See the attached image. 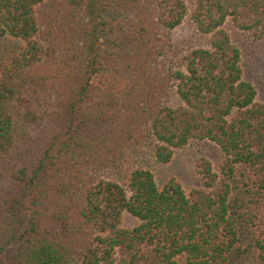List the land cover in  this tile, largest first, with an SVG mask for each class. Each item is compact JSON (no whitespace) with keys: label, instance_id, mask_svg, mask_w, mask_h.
Segmentation results:
<instances>
[{"label":"trees","instance_id":"trees-1","mask_svg":"<svg viewBox=\"0 0 264 264\" xmlns=\"http://www.w3.org/2000/svg\"><path fill=\"white\" fill-rule=\"evenodd\" d=\"M230 30L264 40V0H0V264H264V103ZM192 140L217 169L159 184Z\"/></svg>","mask_w":264,"mask_h":264},{"label":"rangeland","instance_id":"rangeland-1","mask_svg":"<svg viewBox=\"0 0 264 264\" xmlns=\"http://www.w3.org/2000/svg\"><path fill=\"white\" fill-rule=\"evenodd\" d=\"M232 31L230 30V33ZM174 36L184 43L194 41V31L188 20L174 31ZM232 39L241 48L243 74L254 84L256 99L264 103V40H255L251 34L237 31L232 33ZM201 158H207L216 170L222 160V152L209 140H192L184 147L175 149L169 162L154 163L150 168L159 184L169 177H174L184 190L188 191L201 184L200 176L196 172V163ZM261 216L264 218V208L261 210ZM135 222L136 218L124 212L123 226L131 227Z\"/></svg>","mask_w":264,"mask_h":264}]
</instances>
